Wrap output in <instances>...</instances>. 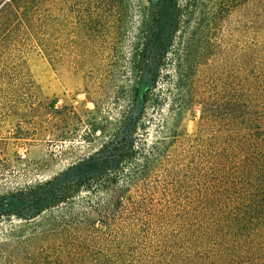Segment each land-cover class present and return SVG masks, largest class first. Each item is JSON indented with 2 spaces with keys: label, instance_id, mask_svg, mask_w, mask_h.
I'll return each mask as SVG.
<instances>
[{
  "label": "rangeland",
  "instance_id": "1",
  "mask_svg": "<svg viewBox=\"0 0 264 264\" xmlns=\"http://www.w3.org/2000/svg\"><path fill=\"white\" fill-rule=\"evenodd\" d=\"M182 56L264 155V0H0V264H143L199 231Z\"/></svg>",
  "mask_w": 264,
  "mask_h": 264
},
{
  "label": "trees",
  "instance_id": "2",
  "mask_svg": "<svg viewBox=\"0 0 264 264\" xmlns=\"http://www.w3.org/2000/svg\"><path fill=\"white\" fill-rule=\"evenodd\" d=\"M153 42L152 38L146 49L150 55L147 69L155 77L165 63L163 51L168 46L164 49ZM181 48L186 50L184 42ZM186 61L183 56L178 60L181 80L176 85L178 94L174 104L184 105L199 99L203 123L200 137L184 146L175 158L195 160L193 168L187 169L195 178V194L217 198L209 201L205 213L197 216L198 232L186 237L181 247L164 246L161 256L143 264H237L244 259L252 260L253 255H258L259 247L263 248L264 240V155L256 154L257 146H250L249 136L238 139L237 116L228 104L215 107L212 99L201 98L199 84L187 79L189 72L182 69ZM20 200L31 201L25 196Z\"/></svg>",
  "mask_w": 264,
  "mask_h": 264
}]
</instances>
